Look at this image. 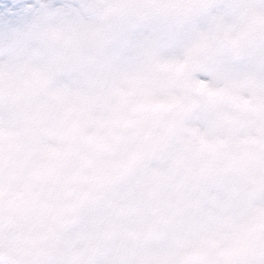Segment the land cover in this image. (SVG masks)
I'll use <instances>...</instances> for the list:
<instances>
[{
	"label": "clouds",
	"instance_id": "1",
	"mask_svg": "<svg viewBox=\"0 0 264 264\" xmlns=\"http://www.w3.org/2000/svg\"><path fill=\"white\" fill-rule=\"evenodd\" d=\"M0 264H264V0H0Z\"/></svg>",
	"mask_w": 264,
	"mask_h": 264
}]
</instances>
